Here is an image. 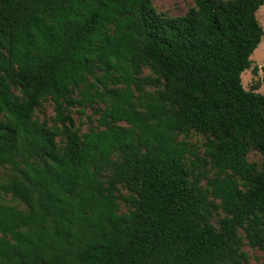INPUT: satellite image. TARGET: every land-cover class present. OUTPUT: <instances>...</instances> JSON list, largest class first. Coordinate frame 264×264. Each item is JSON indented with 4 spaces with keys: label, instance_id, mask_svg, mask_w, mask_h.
Returning a JSON list of instances; mask_svg holds the SVG:
<instances>
[{
    "label": "trees",
    "instance_id": "16d2710c",
    "mask_svg": "<svg viewBox=\"0 0 264 264\" xmlns=\"http://www.w3.org/2000/svg\"><path fill=\"white\" fill-rule=\"evenodd\" d=\"M192 3L0 0V193L23 206L0 203V264H240L243 240L264 247V92L241 83L264 0ZM47 99L62 132L33 115ZM85 103L101 128L80 136L67 107ZM188 129L210 137L189 169ZM206 164L222 177L202 189Z\"/></svg>",
    "mask_w": 264,
    "mask_h": 264
},
{
    "label": "rangeland",
    "instance_id": "374dc122",
    "mask_svg": "<svg viewBox=\"0 0 264 264\" xmlns=\"http://www.w3.org/2000/svg\"><path fill=\"white\" fill-rule=\"evenodd\" d=\"M157 11L164 12L170 16H180L189 10L192 6V0H151ZM256 17L264 30V5H261L256 11ZM251 66L249 69L244 70L241 73V83L246 89L254 88L257 92H264V34L261 38L257 48L251 53ZM252 68H256V73H253ZM140 78L152 77L153 82L150 85L144 86V91L147 93H156L162 90V81H156L155 75L148 67H143L140 74L137 75ZM19 94L17 91L15 92ZM75 98H78L76 92L73 93ZM104 105L96 103L93 105L85 104H73L67 107V111L73 119V124L70 127L75 130L78 135H82L89 129H99L97 119V111L103 108ZM34 117L46 125V127H56L59 132L63 131V126L54 120L55 112L53 102L49 99L42 100L40 104L34 109ZM177 140H185L189 148V152L185 155L184 163L187 169L190 168L191 161L196 158L203 160L205 157V143L209 136L203 135L194 130H186L180 132L176 138ZM55 141L59 147L64 144V134L60 133L55 137ZM115 155L112 157L114 158ZM247 159L252 162L258 169L261 162V155L254 150H250L247 153ZM200 170L203 175L199 180V185L202 189L208 187V181L214 177H222L216 174V171L208 164L201 166ZM110 172L103 174V179L107 178ZM10 176V170L8 167L0 166V182L7 180ZM117 194L121 197H125L129 192L122 186H119ZM119 213L128 212L131 208L121 198L118 200ZM212 201V200H211ZM0 203H7L18 207H23L20 202L13 199L10 194L0 193ZM224 215L221 209H213L210 216V223L215 227H218L219 219ZM242 234V233H241ZM239 263L240 264H264V247H251L243 240L239 247Z\"/></svg>",
    "mask_w": 264,
    "mask_h": 264
}]
</instances>
